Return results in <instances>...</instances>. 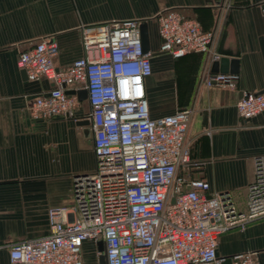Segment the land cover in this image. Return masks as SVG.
<instances>
[{"label": "built area", "instance_id": "1", "mask_svg": "<svg viewBox=\"0 0 264 264\" xmlns=\"http://www.w3.org/2000/svg\"><path fill=\"white\" fill-rule=\"evenodd\" d=\"M259 8L264 19V1ZM153 20L160 52L172 58L201 53L205 67L219 60L212 50L214 30H202L196 19L165 8ZM139 23L123 19L82 27V54L64 66H54L57 45L47 38L17 56L26 79L51 85L29 101L32 117L77 121L80 100L65 90H86L94 167L73 177L70 207L47 210L46 235L7 244L10 264H83L85 241L102 244L105 264H260L256 251L220 257L216 246L228 229H243L264 216L263 158H254L239 203L228 193L207 195L208 183L190 177L184 138L191 109L149 116L144 79L151 74L152 52L141 48ZM236 79L205 70L199 82L233 89ZM234 106L245 122L264 111V91L241 92Z\"/></svg>", "mask_w": 264, "mask_h": 264}, {"label": "crops", "instance_id": "2", "mask_svg": "<svg viewBox=\"0 0 264 264\" xmlns=\"http://www.w3.org/2000/svg\"><path fill=\"white\" fill-rule=\"evenodd\" d=\"M264 0H0V264H10L7 244L48 233L47 210L72 205L77 174L94 167L91 134L78 120L63 116L32 117L27 107L50 88L44 79H23L16 59L40 38L57 45L55 67L81 56L84 26L137 19L146 21L151 74L144 79L149 116L156 118L189 107L184 143L192 162L190 177L208 183L206 194L228 193L239 203L253 176V160L264 156V111L240 122L235 101L241 92L264 91ZM176 8L214 30L212 50L237 61L235 87H205L199 80L212 63L204 55L172 58L158 50L154 15ZM230 73V72H225ZM156 100H161L157 103ZM87 108V103L80 100ZM97 245L85 241L83 264H98ZM256 251L264 264V216L243 229L232 227L218 237L216 254L227 257Z\"/></svg>", "mask_w": 264, "mask_h": 264}, {"label": "water", "instance_id": "3", "mask_svg": "<svg viewBox=\"0 0 264 264\" xmlns=\"http://www.w3.org/2000/svg\"><path fill=\"white\" fill-rule=\"evenodd\" d=\"M139 28V33H140V42H141V48L145 52L147 51L148 48V32H147V23L146 21H141L138 25ZM237 61L234 58L228 59L226 57H220L218 61H214L212 63V68L211 72H220V73H225V72H236ZM23 79L26 78L24 71H20ZM65 93L67 94H72L75 93L77 98L79 100H84L86 97V90L85 89H79L76 91L73 90H65ZM78 124L83 126L82 132L85 134L86 137H89L91 134L90 128L88 126V120H83V121H78ZM263 158V164H264V156ZM97 245V250H98V255H97V263L98 264H105L104 261V255H103V249H102V244L100 242L96 243ZM224 264H228V260L225 261Z\"/></svg>", "mask_w": 264, "mask_h": 264}, {"label": "rangeland", "instance_id": "4", "mask_svg": "<svg viewBox=\"0 0 264 264\" xmlns=\"http://www.w3.org/2000/svg\"><path fill=\"white\" fill-rule=\"evenodd\" d=\"M146 98H148V95H146ZM156 102H157V103H160L161 100H156ZM80 105H81L82 109L85 110V112H86V111H87V108H86L85 104H84V103H80ZM71 120H72V119H71Z\"/></svg>", "mask_w": 264, "mask_h": 264}]
</instances>
